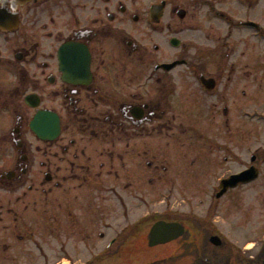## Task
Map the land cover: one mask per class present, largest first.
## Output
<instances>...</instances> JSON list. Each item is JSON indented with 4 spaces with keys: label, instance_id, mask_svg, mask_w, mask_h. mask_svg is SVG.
<instances>
[{
    "label": "flooded vegetation",
    "instance_id": "1",
    "mask_svg": "<svg viewBox=\"0 0 264 264\" xmlns=\"http://www.w3.org/2000/svg\"><path fill=\"white\" fill-rule=\"evenodd\" d=\"M263 258L264 0H0V264Z\"/></svg>",
    "mask_w": 264,
    "mask_h": 264
},
{
    "label": "rangeland",
    "instance_id": "2",
    "mask_svg": "<svg viewBox=\"0 0 264 264\" xmlns=\"http://www.w3.org/2000/svg\"><path fill=\"white\" fill-rule=\"evenodd\" d=\"M173 203H172V205L173 206H179V198H172V200H171ZM177 201V202H176ZM230 223H228V222H226V221H224V224H223V226H224V232H225V234H227L228 233V226L229 225H231V221H229ZM230 237H231V243H232V245H231V252L234 250V248H235V246H238V244L240 243V239H239V237L236 235V229H235V231L234 232H232L230 235H229ZM157 252V251H156ZM155 251L154 252H151L152 254H156V256L157 257H160V256H165V255H167L168 256V259L170 258V256H169V254H170V251H168V250H166V251H164V252H162V253H160V252H158V253H156ZM172 253V252H171ZM178 253V251H175V254H177ZM143 255H144V253H143ZM146 255H148V253H146ZM150 256H152L151 254L150 255H148V257H150ZM156 256L154 257V258H156ZM143 257V256H142ZM147 257V256H146ZM123 264H125L124 262H123ZM180 264H183V261H181L180 262Z\"/></svg>",
    "mask_w": 264,
    "mask_h": 264
},
{
    "label": "water",
    "instance_id": "3",
    "mask_svg": "<svg viewBox=\"0 0 264 264\" xmlns=\"http://www.w3.org/2000/svg\"><path fill=\"white\" fill-rule=\"evenodd\" d=\"M232 179H234V177L232 178ZM170 228V227H174V225L173 224H166V225H163V223L162 222H159V223H156L154 226H153V228L151 229V231H150V234H149V243L151 244V245H153V244H156V243H158L160 240H158V239H156V238H159V237H164L163 235H168V233H170V231H164V230H162V228ZM166 237V236H165ZM166 240H161L160 242H166V241H168L169 239H171V238H165ZM215 244H219V242L218 241H216V240H212Z\"/></svg>",
    "mask_w": 264,
    "mask_h": 264
}]
</instances>
